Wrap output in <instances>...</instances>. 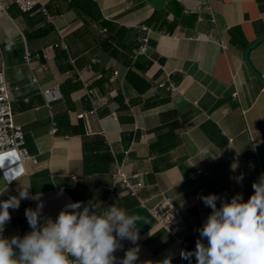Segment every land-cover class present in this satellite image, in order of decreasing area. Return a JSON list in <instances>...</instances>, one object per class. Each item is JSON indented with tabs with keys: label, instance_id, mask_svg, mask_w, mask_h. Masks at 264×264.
<instances>
[{
	"label": "crops",
	"instance_id": "crops-1",
	"mask_svg": "<svg viewBox=\"0 0 264 264\" xmlns=\"http://www.w3.org/2000/svg\"><path fill=\"white\" fill-rule=\"evenodd\" d=\"M41 1L47 15L14 4L0 13L14 120L38 159L4 158L8 175L0 163V200L21 188L35 197L9 209L4 236L31 231L25 210L38 203L41 223L69 202L117 204L143 218L137 264H189L180 254L195 250L212 211L199 197L242 193L247 201L264 173V86L245 60L259 41L248 58L264 79V0ZM145 38L146 55L135 56ZM62 41L67 48L51 60L25 64L26 52ZM50 89L59 97L48 101ZM119 167L143 183L137 197L116 178ZM163 198L183 210L182 244L150 213ZM122 243L118 258L134 247Z\"/></svg>",
	"mask_w": 264,
	"mask_h": 264
},
{
	"label": "clouds",
	"instance_id": "clouds-1",
	"mask_svg": "<svg viewBox=\"0 0 264 264\" xmlns=\"http://www.w3.org/2000/svg\"><path fill=\"white\" fill-rule=\"evenodd\" d=\"M252 188L247 201L242 193L230 201L216 194L200 196L212 211L197 230L195 250L182 251L181 258L189 264L193 256L196 264H264V173ZM6 191H0V196ZM26 199L35 197L21 188L18 195L0 200V264H137L141 216L130 215L117 204L102 207L78 201L67 203L55 220L41 223L43 204L38 203L35 210H25L31 231L22 237H5L9 209L18 210ZM125 240L134 247L118 258L115 253L123 249ZM160 264H171V257Z\"/></svg>",
	"mask_w": 264,
	"mask_h": 264
},
{
	"label": "built area",
	"instance_id": "built-area-1",
	"mask_svg": "<svg viewBox=\"0 0 264 264\" xmlns=\"http://www.w3.org/2000/svg\"><path fill=\"white\" fill-rule=\"evenodd\" d=\"M12 4L16 5L24 13H30L37 9H41L42 12L47 15V11L41 0H11L10 2L7 0H0V13H7ZM144 29L147 30V28ZM60 34L64 37L63 31H61ZM148 47L149 38H145L143 44L134 51L135 56L146 55ZM60 48H67L64 41L59 44L46 47L35 54L26 52L24 62L26 65L31 66L35 60H51L52 52ZM114 74L115 76H118V72H115ZM161 87H166V85L162 84ZM168 89L172 93L179 92L178 88L173 85H169ZM43 93L48 101L59 97L56 89L45 90ZM88 93L92 94L91 91H88ZM234 96H237V93H235ZM92 113H95V110L92 111ZM112 116L116 117L117 114L114 112L112 113ZM79 117L84 118L85 114H81ZM57 133L58 127L56 123L52 121L51 134L56 135ZM10 155L15 157L13 162L16 164L17 162H32L34 165H38L37 157L32 156L25 146V134L22 126L15 123L12 104V90L6 78V63L3 55L0 53V163L5 175H8L9 169L5 168L6 165H3L2 160ZM19 175L20 173L11 178L7 176L9 182ZM116 178L133 196L137 197L139 190L143 188L142 182L135 184L130 182L129 177L123 172L121 167L117 170ZM150 213L175 241L180 244L183 243V240L179 237L180 231L183 227V210L179 205L175 204L168 198H163L150 209Z\"/></svg>",
	"mask_w": 264,
	"mask_h": 264
},
{
	"label": "water",
	"instance_id": "water-1",
	"mask_svg": "<svg viewBox=\"0 0 264 264\" xmlns=\"http://www.w3.org/2000/svg\"><path fill=\"white\" fill-rule=\"evenodd\" d=\"M264 40V39H263ZM259 42V41H258ZM258 42H256L255 44H253L252 46H250L249 48H248V50L246 51V55H245V60H246V63H247V65L250 67V69L255 73V75L258 77V79L261 81V83L263 84V86H264V79L262 78V76L259 74V73H257L254 69H253V67L251 66V64H250V62H249V58H248V55H249V53H250V51L254 48V47H256V45L258 44Z\"/></svg>",
	"mask_w": 264,
	"mask_h": 264
}]
</instances>
